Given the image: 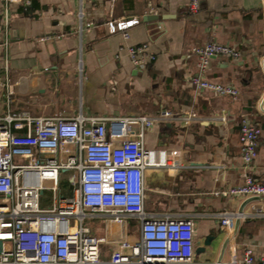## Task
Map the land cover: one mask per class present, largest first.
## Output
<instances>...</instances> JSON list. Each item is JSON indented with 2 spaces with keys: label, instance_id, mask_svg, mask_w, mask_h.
I'll return each mask as SVG.
<instances>
[{
  "label": "crops",
  "instance_id": "1",
  "mask_svg": "<svg viewBox=\"0 0 264 264\" xmlns=\"http://www.w3.org/2000/svg\"><path fill=\"white\" fill-rule=\"evenodd\" d=\"M121 21L133 22L127 38ZM210 41L240 53L213 56L202 74L235 86V98L190 82L201 75L191 48ZM141 44L149 58L136 67L128 47ZM22 111L62 118L167 113L147 122L144 134L148 146L177 150L185 165L163 178V210L190 215L195 248L213 236L189 264H231L248 247L264 257V195L223 193L245 175L264 183V0H199L196 13L187 0H0V117ZM241 118L261 128L249 164ZM114 247L104 244L101 258Z\"/></svg>",
  "mask_w": 264,
  "mask_h": 264
},
{
  "label": "built area",
  "instance_id": "2",
  "mask_svg": "<svg viewBox=\"0 0 264 264\" xmlns=\"http://www.w3.org/2000/svg\"><path fill=\"white\" fill-rule=\"evenodd\" d=\"M187 5L196 13L199 0ZM132 24L119 22L124 38ZM146 51V44L128 47L134 66H144ZM191 52L201 73L190 80L196 90L238 95L235 86L202 75L213 56L238 58V50L210 41ZM163 116L168 114L62 118L22 111L0 117V264H189L195 223L162 204L163 178L185 165L177 150L148 146L144 138L146 123ZM260 134L259 126L241 118L238 138L245 164L257 156ZM47 190L49 202L43 198ZM223 193L264 195V183L245 175ZM84 219L102 221L105 235H97ZM109 241L115 247L103 259L102 247ZM231 264H264V257L248 247Z\"/></svg>",
  "mask_w": 264,
  "mask_h": 264
},
{
  "label": "rangeland",
  "instance_id": "3",
  "mask_svg": "<svg viewBox=\"0 0 264 264\" xmlns=\"http://www.w3.org/2000/svg\"><path fill=\"white\" fill-rule=\"evenodd\" d=\"M44 184H48V182L47 181H45L44 182ZM50 197H51V192L50 191H45L44 192V196H43V198H44V200L47 202H49V200H50ZM84 224L85 225H88V226H90V227H93V229L95 230V232L97 233V234H101L102 235V233H103V231H104V224H102L101 222H100V220H98V219H84ZM100 225L102 226V227H100ZM198 233V232H197ZM133 237L134 236H136L137 235V233H136V231H132V234H131ZM198 240H199V243H202V237H201V234H200V232L198 233ZM110 248V246L109 245H105V249L107 250V249H109Z\"/></svg>",
  "mask_w": 264,
  "mask_h": 264
},
{
  "label": "water",
  "instance_id": "4",
  "mask_svg": "<svg viewBox=\"0 0 264 264\" xmlns=\"http://www.w3.org/2000/svg\"><path fill=\"white\" fill-rule=\"evenodd\" d=\"M213 240V236H207L205 237L202 245H197L195 248V253L199 254L201 252H204L206 247L211 244V241Z\"/></svg>",
  "mask_w": 264,
  "mask_h": 264
}]
</instances>
